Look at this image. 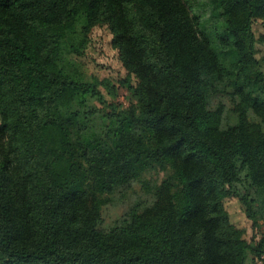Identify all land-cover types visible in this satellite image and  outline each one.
I'll return each instance as SVG.
<instances>
[{
    "label": "trees",
    "instance_id": "obj_1",
    "mask_svg": "<svg viewBox=\"0 0 264 264\" xmlns=\"http://www.w3.org/2000/svg\"><path fill=\"white\" fill-rule=\"evenodd\" d=\"M255 20L264 0H0V264H264V232L250 243L225 205L264 225ZM100 27L122 76L83 59ZM132 179L153 203L99 230Z\"/></svg>",
    "mask_w": 264,
    "mask_h": 264
},
{
    "label": "rangeland",
    "instance_id": "obj_2",
    "mask_svg": "<svg viewBox=\"0 0 264 264\" xmlns=\"http://www.w3.org/2000/svg\"><path fill=\"white\" fill-rule=\"evenodd\" d=\"M253 30L256 35H259L264 32V24L260 20H255L253 22ZM257 48V56L264 54V44L258 43ZM83 59L89 70L99 74L100 77H116L124 74V70L117 59L116 51L110 45V33L105 27L93 30L90 44L85 51ZM105 97L110 101V97L107 94ZM114 101L122 106H128L135 102V98L126 88L118 87ZM220 105L223 111V124L234 122L236 115L227 93L216 94L209 98L208 106L210 109L219 108ZM145 176L150 181L149 184L152 185L162 178L163 173L151 172ZM153 201L154 196L152 193L148 192L137 179L118 184L111 193L107 194L106 201L101 205L97 228L101 231H108L115 225L126 222L130 218V211L132 209L141 211L149 207ZM225 205L230 213L231 220L245 228V237L250 243L254 244L258 242L264 232L262 222L260 221L259 226L253 227L251 221L244 216L235 198L225 199Z\"/></svg>",
    "mask_w": 264,
    "mask_h": 264
}]
</instances>
